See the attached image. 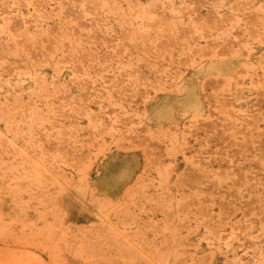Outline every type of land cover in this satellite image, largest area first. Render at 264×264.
I'll list each match as a JSON object with an SVG mask.
<instances>
[{
	"label": "rangeland",
	"instance_id": "374dc122",
	"mask_svg": "<svg viewBox=\"0 0 264 264\" xmlns=\"http://www.w3.org/2000/svg\"><path fill=\"white\" fill-rule=\"evenodd\" d=\"M0 264H264V0H0Z\"/></svg>",
	"mask_w": 264,
	"mask_h": 264
}]
</instances>
